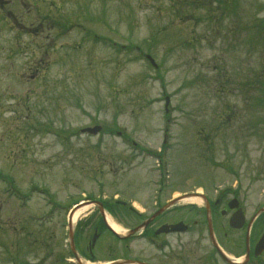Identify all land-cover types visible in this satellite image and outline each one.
<instances>
[{
    "label": "rangeland",
    "instance_id": "obj_1",
    "mask_svg": "<svg viewBox=\"0 0 264 264\" xmlns=\"http://www.w3.org/2000/svg\"><path fill=\"white\" fill-rule=\"evenodd\" d=\"M220 1L69 0L66 10L83 22L74 21L79 31L72 23L66 58L44 62L34 82L20 70L24 61L0 60L8 106L23 101L33 110L23 109L16 121L33 151L27 141L24 154L9 156L11 181L0 180V264H66L64 226L83 194H117L143 216L158 207L157 199L161 204L197 186L209 194L235 188L247 221L264 207V141L251 137L246 147L239 140L232 146L224 136L239 135L243 124L264 135V42L255 38H264V0ZM10 62L21 73L6 75ZM252 81L261 88L253 90ZM97 125L98 136L80 133ZM200 132L214 134L202 140ZM13 159L22 166L12 168ZM5 160L0 157L1 167ZM92 210L85 212L90 219H72L75 239L85 241L84 220L97 227ZM183 218L190 227L200 220L197 212ZM200 229L161 238L173 257L168 264H222L205 225ZM96 233L92 259H101L106 236L100 228ZM244 235L245 229L217 234L231 259L243 260ZM131 245L146 259L157 249L144 240ZM101 250L106 259L120 247ZM249 264H264V254Z\"/></svg>",
    "mask_w": 264,
    "mask_h": 264
},
{
    "label": "flooded vegetation",
    "instance_id": "obj_2",
    "mask_svg": "<svg viewBox=\"0 0 264 264\" xmlns=\"http://www.w3.org/2000/svg\"><path fill=\"white\" fill-rule=\"evenodd\" d=\"M68 3L69 0H0V60L24 61L20 70L28 72L31 81L34 82L39 78L40 73L45 71L44 62L66 58V53L71 52L70 33L73 25L71 12L65 8ZM78 27L81 28L80 25ZM20 70L19 65L17 70L10 62L6 72L1 71L6 75H12L21 73ZM2 97L3 94L0 93V157L5 156L6 160L5 165L0 166V171L7 176V171L10 170L9 156L17 158L24 154L27 141H29L26 145L28 150L33 151L29 148L33 140L28 136L24 138L22 124L20 126L16 124V121H20L23 117V109L29 115H32L33 110L29 112V109H32L31 106H27L23 101H14L12 106H8L7 91L3 100ZM9 111L12 113L10 120L5 117ZM17 115L20 116L17 117ZM29 129L32 130L31 127ZM207 138L209 135L205 139ZM258 138L263 139V135ZM10 166L18 168L22 164L18 163L17 159H13ZM208 209L214 232L223 231L221 229L228 225L230 217L236 211L230 209L228 200H224L223 196L211 198ZM198 214L200 218L202 215L205 218L206 212L199 211ZM174 220L165 219L163 223L171 224L179 221L176 218ZM153 222H156V219ZM194 225L198 226V222H194ZM154 227V224L147 227L143 232L144 236L153 235ZM263 231L264 228L259 230V233ZM226 235L227 233L223 232V236ZM88 244L86 243V248L82 250L84 253L91 252ZM165 256H161V263H164Z\"/></svg>",
    "mask_w": 264,
    "mask_h": 264
},
{
    "label": "water",
    "instance_id": "obj_3",
    "mask_svg": "<svg viewBox=\"0 0 264 264\" xmlns=\"http://www.w3.org/2000/svg\"><path fill=\"white\" fill-rule=\"evenodd\" d=\"M99 130V128H95V129H92V130H86L87 132H90V133H96L97 131ZM167 207V206H166ZM162 211V210H161ZM261 211H264V210H261ZM160 213V212H159ZM156 216V215H155ZM237 219V222L234 224L232 223L231 225L232 226H236L238 228L241 227L242 223H243V217L242 216H234L232 218V221H234V219ZM151 221L148 220L146 222H144L142 225H140L139 227L135 228L134 230H132L130 233H134L135 231L147 226V224ZM185 228L182 224H178V225H175V226H162L156 233H161V232H164V233H167L168 231H176V230H181ZM210 228V233H209V236H210V239L214 242L213 240V236H212V231H211V227ZM214 245H215V242H214ZM264 250V235L261 237V239L259 240V242L257 243V245L255 246V255H258L260 254L262 251ZM223 259L227 262V263H231L229 260H227L225 257H223ZM122 263H132L131 261H126V262H121V263H116V264H122ZM136 264H145V263H139V262H136Z\"/></svg>",
    "mask_w": 264,
    "mask_h": 264
},
{
    "label": "bare ground",
    "instance_id": "obj_4",
    "mask_svg": "<svg viewBox=\"0 0 264 264\" xmlns=\"http://www.w3.org/2000/svg\"><path fill=\"white\" fill-rule=\"evenodd\" d=\"M85 210H86V208H85V209L83 208V209L77 211V212L75 213V216H74V217L81 215L83 212H85ZM109 222H110V221H109ZM110 225H112V228H113L114 230H118V227H117L116 225L111 224V222H110Z\"/></svg>",
    "mask_w": 264,
    "mask_h": 264
},
{
    "label": "trees",
    "instance_id": "obj_5",
    "mask_svg": "<svg viewBox=\"0 0 264 264\" xmlns=\"http://www.w3.org/2000/svg\"><path fill=\"white\" fill-rule=\"evenodd\" d=\"M232 1V3L233 4H235L236 3V1H234V0H231ZM218 2L220 3L221 1L220 0H218ZM216 5V4H215ZM221 5H223V4H221ZM231 7V6H230Z\"/></svg>",
    "mask_w": 264,
    "mask_h": 264
}]
</instances>
